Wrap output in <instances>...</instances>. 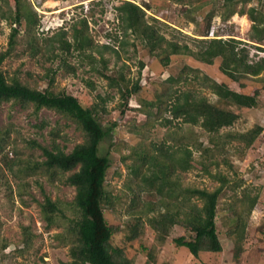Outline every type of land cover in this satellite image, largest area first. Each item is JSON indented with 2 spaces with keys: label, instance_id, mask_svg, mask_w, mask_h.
Instances as JSON below:
<instances>
[{
  "label": "rangeland",
  "instance_id": "obj_1",
  "mask_svg": "<svg viewBox=\"0 0 264 264\" xmlns=\"http://www.w3.org/2000/svg\"><path fill=\"white\" fill-rule=\"evenodd\" d=\"M124 1L27 0L36 12L39 25L34 30L31 27L27 30L24 21L16 25L19 28L17 42L3 60V70L9 76L18 75L21 81L40 89L47 84L49 70H55L53 85L56 89L76 95L85 104L100 103L99 96L107 98L103 123L107 125L116 121L117 124L102 144L103 154L108 145L110 166L105 187L112 196V204L104 203L103 211L108 224L118 227L111 243L123 245L124 254L133 264H145L151 257L152 264H264V90L260 91L254 107L239 108L230 104L229 108L238 114V118L230 126L221 127L216 134L206 132L197 124L180 121L163 124L162 117H169L167 112L146 125L147 117L141 110V101L155 102L158 95L165 97L172 88L189 90L195 97H205L215 105L223 104L207 86L203 75L224 82L238 92L250 93L258 83L249 75H239L238 81L230 79L220 71L219 58L207 64L189 55L172 54L169 62L163 64V54L158 47L150 52L141 38L130 30L124 32L117 10ZM131 1L145 9V19L154 23L158 34L187 44L194 51L203 44L200 39L209 37L213 28L225 38L238 39L239 47L246 49L250 61L264 57V39L252 37V21L247 14L239 13L240 9L247 12L251 8L264 13V0H235L236 12L227 20L222 19L226 8L224 0ZM212 10L215 12L207 21ZM13 11V0H0V12L6 15L5 18L0 16L1 50L8 48L11 24L6 17ZM83 19L87 25L85 35L92 39V48H88L85 54L72 47L70 53L58 48L56 39L59 35L72 43ZM32 34L36 36L35 49L30 48ZM88 54L94 57L91 62ZM141 62L143 67H140ZM103 73L110 77L122 74L129 87L135 82L140 85L137 92L129 96L125 113L120 112L123 105L118 87L111 86ZM170 76L177 77L178 82L168 81ZM155 112L156 108H153L152 114ZM257 126L261 130L246 146L239 135ZM4 129L10 131V137L3 153H9L12 164L8 168L0 160V264L68 263L72 260L69 239L73 236H68L66 228L70 219L79 215L73 202L75 187L65 181L70 172L50 181L45 175L28 172L26 164L29 160L31 163L43 159L40 147L30 141L47 147L57 144L69 152L84 140V133L75 121L54 109L41 108L35 112L32 104L21 106L11 101L0 105V130L3 132ZM210 138L215 141L212 143ZM199 143L209 150L202 153ZM162 145L170 147L175 156L182 154L180 146H187L192 151V158L201 161L200 164L205 163L208 171L201 167L202 164L187 170H181L178 165L175 167L170 176L176 182L172 186L179 196L163 199L172 210L176 204L184 205L186 200L181 193L185 188L213 190L220 184L218 176L228 179L216 206L215 224L221 251H202L197 257L193 256L188 248L178 246L174 241L179 236L186 239L193 236L191 231L178 224L171 226L164 241L156 238L147 218L167 207L159 194L149 190L141 192L135 208L144 222L141 234L130 242L124 238L126 223L134 219L129 211L134 195L132 190L135 184L141 183L140 178L130 172L135 156L132 150L153 152ZM141 171L150 174L146 166ZM42 190L57 201L59 207L49 224L40 210L39 204L44 199ZM253 198L256 200L249 211ZM186 203L202 205L196 196H191ZM231 207L235 209L232 211ZM235 210L240 214L237 223ZM23 233L30 239L28 245L24 244ZM238 245L240 253L235 257Z\"/></svg>",
  "mask_w": 264,
  "mask_h": 264
},
{
  "label": "trees",
  "instance_id": "obj_2",
  "mask_svg": "<svg viewBox=\"0 0 264 264\" xmlns=\"http://www.w3.org/2000/svg\"><path fill=\"white\" fill-rule=\"evenodd\" d=\"M14 11L9 13L6 18L10 21V33L8 38V48L1 50L0 48V105L2 102L19 103L21 106L32 104L33 109L38 111L41 108L54 109L71 120L75 121L78 127L84 133V140L77 143L69 152H65L57 144L47 147L30 141L31 144L39 146L42 150L43 159L29 163L27 161L26 168L28 172H33L36 175H45L50 181H55L64 172L69 171L70 174L65 178V181L75 187V195L73 202L79 215L72 217L66 228L68 236L72 234L73 238L70 241V256L71 261L65 264H133L132 260L124 254V246L114 245L111 243V238L118 227L108 224L103 211V204H112V196L105 187V179L107 170L110 166L108 158V145L106 152L103 154L102 144L111 136L116 121L109 124H104V116L107 112L104 102L107 99L100 98V103L91 102L90 104L83 103L76 95L64 90L55 88L54 75L55 70H49L47 73L48 81L44 88L32 87L21 81L16 76H9L2 68L3 60L11 53L14 45L17 42V34L22 21L25 23L27 30L30 27L34 28L38 24V17L27 0H13ZM235 0H224L225 10L222 13V19L227 20L236 11L234 9ZM148 5L146 4V7ZM118 18L124 32L130 30L135 36L141 38L152 52L158 47L163 54V64L169 62V57L172 54H184L192 56L201 62L211 64L215 58L220 59L219 69L232 80L238 81L239 75H249L258 83V86L253 87L250 93L238 92L231 89L224 82H217L203 75L207 86L220 98L223 104L215 105L209 102L205 97H195L189 90H180L172 88V90L163 97L158 95L154 101H141V110L146 115V125L152 124L157 116L168 113L169 117H162L163 124H171L173 121H180L189 124H197L208 133L216 134L221 127L230 126L237 118L238 114L229 108L230 104L236 107H254L258 103L260 91L264 90V57H260L255 61L248 59L246 49L239 47L240 41L234 37H207L200 39L203 43L196 51L192 50L187 44H180L176 41L168 40L164 35L158 34L154 23H149L145 19V9L137 3L126 0L121 5L117 6ZM212 10L207 16V21H210L213 13ZM239 13L247 14L252 21L251 31L252 37L264 39V13L262 11L251 8L247 12L240 9ZM0 12V16H3ZM153 21L154 16H150ZM82 27L75 31L73 42H69L66 37L59 35L57 47L70 53L71 47L78 50L81 54H85L88 48H92V39L86 37L87 31L86 21L82 20ZM209 23V22H208ZM39 25V24H38ZM209 26V24H207ZM84 30V31H82ZM65 32V31H64ZM62 32V34H64ZM215 35L218 31L215 30ZM209 36V35H208ZM30 48H36V36L32 34ZM104 47L109 48L108 45ZM260 50H263L259 47ZM91 62L94 59L93 55H87ZM103 62L105 60L101 59ZM143 67V63H140ZM52 71V72H51ZM262 74V75H260ZM103 75L109 80V84L118 87V92L122 100L120 112L125 113V106L131 94L136 93L140 88L137 82L130 87L125 84V77L120 74L118 77H110L107 74ZM168 81L177 83L178 78L170 76ZM90 82H88V85ZM244 86V85H243ZM146 107H149L147 109ZM156 108L154 115L152 109ZM261 128L252 129L246 134L239 135L245 141L246 146H249ZM10 131L0 130V160L3 166L10 168L12 159L8 158L9 153H3L4 149L9 144ZM213 143L215 140L210 138ZM199 149L202 153L209 148L202 147L199 143ZM198 148V147H197ZM182 154L175 156L170 147H157L153 152L143 151L135 152L134 161L130 164V172L141 181L134 185L132 192L134 193L129 206L130 214L134 217L133 221L126 223V231L124 238L127 241L136 239L143 230V219L140 213H136V205L139 201L142 191H153L161 196V202L166 204L167 209L159 212L154 216L147 218L149 225L156 232V238L164 241L171 226L178 224L192 232L191 239H186L184 236L174 238L176 245L185 246L193 256H198L202 251L219 252L222 247L216 231L215 217L218 198L228 179L224 176H218L220 184L213 190L205 188H185L181 193L185 198L181 202L184 205L176 204V208H169V203L163 200L164 197L175 199L179 196V192L172 186L174 181L171 179V174L175 167L181 170H187L197 164L207 171L205 163L194 160L192 151L187 146L179 147ZM29 163V164H28ZM150 170V174L141 171L143 167ZM77 167V168H76ZM208 172V171H207ZM167 186V187H166ZM179 185L177 184L176 188ZM166 187V188H165ZM44 194V199L40 202V210L47 221L51 223L53 215L59 211L57 201L52 200L49 195ZM163 196V197H162ZM191 196H196L202 201L199 207L193 204H187ZM245 197V196H244ZM159 200V201H160ZM256 198L251 199V207H253ZM242 202V200H239ZM183 207V208H182ZM232 211L235 209L231 207ZM181 211V212H180ZM235 222L240 220L239 211L235 210ZM24 244L28 245L30 239L26 233H23ZM240 253L238 245L234 256L237 257ZM153 259V257H151ZM151 258L145 264H152Z\"/></svg>",
  "mask_w": 264,
  "mask_h": 264
},
{
  "label": "built area",
  "instance_id": "obj_3",
  "mask_svg": "<svg viewBox=\"0 0 264 264\" xmlns=\"http://www.w3.org/2000/svg\"><path fill=\"white\" fill-rule=\"evenodd\" d=\"M209 37H223V36L221 34L215 35V30H213V28H212L209 31ZM223 38H225V37H223Z\"/></svg>",
  "mask_w": 264,
  "mask_h": 264
}]
</instances>
